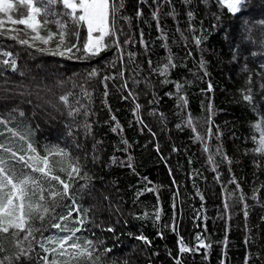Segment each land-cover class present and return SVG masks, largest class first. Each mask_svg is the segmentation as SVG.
Returning a JSON list of instances; mask_svg holds the SVG:
<instances>
[{
	"label": "trees",
	"instance_id": "16d2710c",
	"mask_svg": "<svg viewBox=\"0 0 264 264\" xmlns=\"http://www.w3.org/2000/svg\"><path fill=\"white\" fill-rule=\"evenodd\" d=\"M137 10L143 15L137 17ZM153 11L158 13L166 40L160 39ZM173 11L175 15H168ZM189 11L194 13L191 21ZM214 14L220 15L219 21ZM121 15L131 20L117 18V35L121 42L125 39L131 42L120 49L112 47L98 58L69 60L41 54L0 37V52L11 51L17 61L15 71L0 64V117L9 115L12 109L23 111L24 115L17 113L8 127L18 128L40 148L63 147L80 158L84 171L92 179L90 194H85L79 204L85 208L95 206L93 215L100 227L89 224L87 230L77 235L103 240L102 247L112 249L103 259L117 264L124 261L174 264L178 239L183 237L186 244L195 246L196 236L200 235L211 247L182 254V264H245L246 257L248 264H264V187L257 193L258 199H251L253 188L264 185V168L256 166L260 157L250 152L255 146L251 138L259 136L252 125L264 121V25L259 23L264 20V0H250L248 9L237 16L227 13L216 0H191V3L124 0ZM190 25L195 32L190 30ZM80 31L83 40L86 29ZM141 34L146 45L140 43ZM193 35H206L207 39L197 47L192 42ZM128 53L136 54L134 63ZM170 53L177 67L169 72L170 83L163 84L164 78L153 72V68L166 62ZM202 57L207 61V76L199 67ZM4 58L0 56V60ZM94 68L100 75L89 79L87 73ZM120 72L124 73L122 77ZM105 75L116 76L106 82L107 98L103 96L101 82ZM125 82L127 89L123 87ZM176 83L183 87L177 90ZM209 83L213 85L211 92L207 91ZM81 85L91 93L90 100L82 95ZM249 88L254 107L242 99V91ZM69 91L75 94L70 102L81 100L90 113L88 117L69 118L58 99ZM129 91L133 96L122 99ZM180 96L186 97V106H182ZM154 97L156 102L150 103ZM105 99L111 112L103 103ZM135 103L142 105L139 113L142 124L137 123L133 114ZM209 104L214 114L206 123ZM153 111L162 113L164 118L152 115ZM111 115L123 127L122 134L111 131L115 123L110 120ZM189 116L199 135L205 137L203 142L196 140V133L186 126ZM85 120L92 124L91 136L78 127ZM216 126L220 131L218 137ZM122 137L129 142L127 151L122 150L125 147L120 142ZM96 141L100 144L94 148ZM205 144L209 152L204 151ZM218 146L232 163L216 156L219 167L214 172L208 157ZM94 155L99 159L93 160ZM113 156L117 157L116 163L111 162ZM129 156L133 158L134 172L120 164L121 161L126 164ZM217 175L219 181L215 179ZM233 177L247 199L225 210L227 191L240 193L234 184L228 183ZM145 187L155 191H144ZM138 191L144 194L137 198ZM244 204L248 205L247 218ZM157 209L161 215L155 223L151 218H136L144 213L151 217ZM174 213L176 231L166 227L172 224ZM107 227H113L115 232L105 231ZM56 231L49 229L44 235ZM140 234L147 236L151 245L133 238ZM5 247L8 254L16 251L10 238L5 241Z\"/></svg>",
	"mask_w": 264,
	"mask_h": 264
},
{
	"label": "snow or ice",
	"instance_id": "6c2138e0",
	"mask_svg": "<svg viewBox=\"0 0 264 264\" xmlns=\"http://www.w3.org/2000/svg\"><path fill=\"white\" fill-rule=\"evenodd\" d=\"M139 2L146 3L147 0H139ZM249 2L250 0H216L217 5L226 9L227 13L232 16L245 12ZM185 3H191V0H185ZM123 8L124 0H0V14H3L0 16V37L16 41L20 45L34 49L41 54L64 57L69 60L98 58L112 47L120 49L124 44L131 42L129 39L121 42L115 27L117 18L125 21L131 20V17L121 15ZM13 13L16 15L14 16ZM142 15L143 12L137 10L136 16ZM168 15H175V13L173 11ZM187 15L190 21L194 19L192 11H189ZM214 16L217 21L221 18L219 14H214ZM152 18L157 20V26L161 32L160 39L166 40L167 34L159 26L157 11L152 12ZM259 23L264 25V20H260ZM18 25L23 27H16ZM216 26L218 25H214V27ZM82 28L86 29V36L83 40L80 31ZM190 30L196 31L191 25ZM191 39L197 47H200L207 36L193 35ZM140 43L146 45L142 34ZM164 46L167 47L166 44ZM135 55V53H128V57L133 63L135 62ZM189 55H191L190 52ZM0 56L5 57L0 60V64L9 66L13 71L17 69V61L11 51H2ZM120 58L123 59L122 56ZM148 64L151 67L152 61L149 60ZM206 66L207 61L202 57L199 61V67L204 70L205 76L208 75ZM175 67L177 65L170 53L166 62L153 68V72L164 78L161 83L167 84L170 83L167 79L169 72ZM21 74L23 75V73ZM99 75V71L95 68L87 73L89 79ZM119 75L122 77L124 73L120 72ZM114 79L116 76L105 75L101 77L105 98L109 96L106 82ZM250 82L251 79L249 78ZM175 86L177 90L183 87L180 83H176ZM123 87L127 89L128 84L125 82ZM80 88L82 95L90 100L91 93L83 85ZM212 90L213 85L209 83L207 91L211 92ZM20 94L24 95L25 93ZM27 94L30 95V93ZM74 95L73 92L69 91L58 98L67 109V115L72 120L78 116L88 117L90 113L81 100L76 99L74 103L70 102V97ZM131 96L133 93L129 91L128 95L122 99L127 100ZM178 99L182 106L187 105L186 97L180 96ZM242 99L250 106H255L254 96L250 88L242 91ZM155 102L154 97L150 103ZM103 103L111 112L106 99ZM75 105H79V107ZM141 107L142 105L135 103L133 114L137 118V123L142 124L143 120L139 115ZM208 111L210 116L206 123L210 122L211 114H214L211 104L208 105ZM17 113L20 116L24 115L23 111L12 109L9 115L0 117V264H117L116 261L103 259L112 252L111 248L102 247L103 240H93L77 235L87 230L89 224L100 227L93 215L95 206L85 208L79 204V200L83 199L85 194H90L88 188L92 179L84 171L80 158L63 147L45 146L40 148L28 136L22 134L18 128L8 127ZM151 114L159 115L161 119L164 118L162 113L153 111ZM110 120L115 122L111 131L122 134L123 127L117 117L111 115ZM186 126L191 128L193 133H196V140L201 142L205 140V137L200 136L197 132L191 116L188 117ZM78 127H83L88 136L93 134L92 124L87 120ZM176 127L181 128V125L177 124ZM252 127L259 132V136L258 138L257 136L251 138L255 146L250 149V152L260 157V159H256V166L264 168V121L257 122ZM208 132L211 134V127H209ZM69 134H72L71 126H69ZM215 135L217 137L220 135L218 126H216ZM17 141L22 143H17ZM120 142L125 146L122 150L127 151L130 147L128 140L122 137ZM98 144L100 141H96L93 147L95 148ZM157 151H159L158 145ZM173 151L176 149L173 148ZM204 151H210L207 144H205ZM216 156H220L221 161L232 163L227 153L223 152L221 146H218L215 153L208 157V163L214 165L212 169L214 172L219 167V163L215 159ZM98 159V156H93V160ZM132 159L129 156L126 164L123 161L120 164L134 172ZM111 162L116 163L117 157H111ZM169 172L171 174V170ZM215 179L219 181L220 176L217 175ZM149 183L151 182L149 181ZM228 183L234 184L240 193L237 195L235 191H227L224 203L225 210L229 209L232 204H240L247 199L235 177L230 179ZM262 187L264 185L253 188L251 199H258L257 193ZM144 191L153 192L155 189L145 187ZM143 194V191H138L137 198ZM197 194L200 195L201 200L204 199L199 191ZM178 195L179 193H176V196ZM104 199L107 200L108 197H104ZM157 200H159L158 196ZM172 206L175 209V200ZM247 207L248 205L244 204L245 218L249 214ZM160 215L161 210L157 209L151 217L148 213H144L136 218H151L155 223L160 220ZM166 227H171L173 231L177 230L175 213L172 224ZM49 229L57 231L52 235L45 236L44 233ZM104 230L115 232L113 227H107ZM93 235L95 234L93 233ZM129 235L132 234L129 233ZM9 238L16 249L11 254H8V248L5 247V241ZM133 238L147 245L152 243L143 234L135 235ZM196 241L198 243L195 246H189L183 237L178 239V254L173 257L174 264H182V254L184 253H193L199 249L211 247L210 244L205 243L200 235L196 236ZM246 242L250 243L251 241ZM224 243L226 245L227 237H225ZM169 255H171L170 252ZM124 264H128V262L124 261ZM245 264H248L247 257Z\"/></svg>",
	"mask_w": 264,
	"mask_h": 264
}]
</instances>
